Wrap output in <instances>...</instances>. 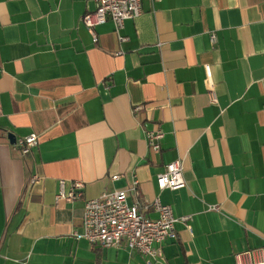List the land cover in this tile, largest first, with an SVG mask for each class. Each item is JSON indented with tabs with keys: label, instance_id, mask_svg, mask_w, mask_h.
<instances>
[{
	"label": "crops",
	"instance_id": "1",
	"mask_svg": "<svg viewBox=\"0 0 264 264\" xmlns=\"http://www.w3.org/2000/svg\"><path fill=\"white\" fill-rule=\"evenodd\" d=\"M94 7L0 0V264H147L125 241L73 235L87 199L134 180L143 204L179 219L153 264H237L263 248L264 0H143L121 29L97 26L96 42L83 23ZM10 134L38 145L23 156ZM176 160L186 185L161 191ZM60 180L83 182L82 199L57 201Z\"/></svg>",
	"mask_w": 264,
	"mask_h": 264
},
{
	"label": "built area",
	"instance_id": "2",
	"mask_svg": "<svg viewBox=\"0 0 264 264\" xmlns=\"http://www.w3.org/2000/svg\"><path fill=\"white\" fill-rule=\"evenodd\" d=\"M95 7L85 14L83 23L97 41L95 28L112 20L119 30L127 20L137 18L142 12L143 0H92ZM211 42L216 43V35L212 34ZM211 100L217 102L215 92H211ZM1 113V109H0ZM164 137L160 129L146 132V139L150 150L158 153ZM17 148L23 156L28 155L37 145V134H31L16 141ZM120 176H112L117 180ZM39 180L37 175L31 179V184ZM158 188L162 190H178L185 187L181 160H176L166 165L165 171L157 177ZM84 183L73 181L69 189L67 182L60 180V192L57 201L74 202L82 199ZM138 181L134 180L131 188L117 190L113 193H103L97 198L87 199L84 205V215L81 230L73 232L77 240H86L92 245L101 248L119 247L123 241L130 250L137 251L147 259V264H153L161 256V247L167 240L177 237L175 228L179 221L174 215L171 206L164 205L158 200L151 205L143 204L138 191ZM134 192L136 201L129 203V192ZM153 209L157 218L149 216ZM215 209V208H212ZM191 216H184L181 221L187 222ZM237 264H264V247L238 254Z\"/></svg>",
	"mask_w": 264,
	"mask_h": 264
},
{
	"label": "water",
	"instance_id": "3",
	"mask_svg": "<svg viewBox=\"0 0 264 264\" xmlns=\"http://www.w3.org/2000/svg\"><path fill=\"white\" fill-rule=\"evenodd\" d=\"M9 138H10V140H11V143H15L16 141H15V137L12 135V134H10L9 135Z\"/></svg>",
	"mask_w": 264,
	"mask_h": 264
}]
</instances>
